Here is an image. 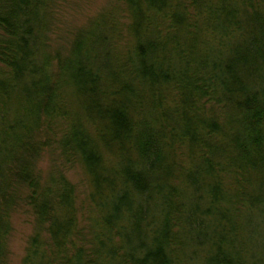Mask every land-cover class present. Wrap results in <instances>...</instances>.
<instances>
[{
    "label": "trees",
    "instance_id": "16d2710c",
    "mask_svg": "<svg viewBox=\"0 0 264 264\" xmlns=\"http://www.w3.org/2000/svg\"><path fill=\"white\" fill-rule=\"evenodd\" d=\"M58 1L0 0V264L22 207L21 264H264V0H118L54 48Z\"/></svg>",
    "mask_w": 264,
    "mask_h": 264
},
{
    "label": "rangeland",
    "instance_id": "374dc122",
    "mask_svg": "<svg viewBox=\"0 0 264 264\" xmlns=\"http://www.w3.org/2000/svg\"><path fill=\"white\" fill-rule=\"evenodd\" d=\"M55 14V27L52 34V44L56 47L67 46L74 33L85 30L89 25L104 14L111 13L119 5L118 0H59ZM56 155V156H55ZM52 155L47 151L41 158L38 171L43 179L55 172L63 170L69 181L76 186L79 196L81 227L86 226L90 207L88 195L90 188L86 176L78 165L63 167V161L58 160L59 154ZM13 233L9 241V264H21L25 256L28 239L33 234L34 218L28 208L22 207L13 215Z\"/></svg>",
    "mask_w": 264,
    "mask_h": 264
}]
</instances>
